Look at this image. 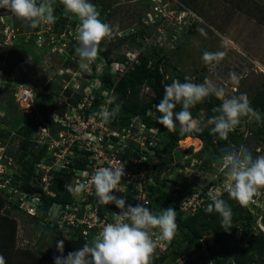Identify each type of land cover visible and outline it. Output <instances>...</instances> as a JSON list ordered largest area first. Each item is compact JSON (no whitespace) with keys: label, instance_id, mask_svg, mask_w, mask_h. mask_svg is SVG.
Wrapping results in <instances>:
<instances>
[{"label":"trees","instance_id":"obj_1","mask_svg":"<svg viewBox=\"0 0 264 264\" xmlns=\"http://www.w3.org/2000/svg\"><path fill=\"white\" fill-rule=\"evenodd\" d=\"M177 1L179 3V5H177L178 10H188L187 6H190L189 2L182 0ZM91 3L95 6L96 3L101 4L99 12L103 22H106V20L112 17V13L106 12L111 8L109 4H105L102 0H93ZM8 14H10L12 18H8L7 22L12 23L21 33L37 32L39 30V26L35 29L30 28L21 20L18 21L14 18L11 13ZM54 14L56 20L51 25L52 31L55 32L54 34L56 36L64 32L66 35H69L70 32H73L79 27V21L75 17L65 15L63 5L59 3V0H56ZM68 22L70 26H68ZM195 25V23H191L192 28ZM68 37L70 39L71 36L69 35ZM144 37H148V32L145 28L137 32L128 33V35L119 38V41L131 40L132 43L142 46ZM68 44L72 46L65 55L66 58L63 63L76 68L77 64L75 61L70 60L68 55L70 56L76 52L75 49L79 46V42L69 41ZM102 44L98 58L91 63L90 69L92 71L91 78L99 82V90L107 93L111 91L110 97H116L115 102L109 104L110 111L116 104L120 105L118 113L108 124L121 129L126 127L132 118L139 117L143 120L146 127L152 130V132H147L145 134L148 139L150 138L149 141L152 140V146L148 145V150L139 151L137 144L127 139V148L119 155L121 158L127 160L142 157L144 161L142 164L136 166V170L139 172L145 167L152 171L150 177L153 183L148 187V190L152 194L148 196L149 204L146 207L155 213L160 212L162 209H167L169 206L176 210V221L179 225L178 233L172 241H168L167 249H156V253L153 257V264H166L171 252L170 250L173 248L178 250L181 249V247L180 258L183 260L184 264H207L206 258L203 256V249L205 247L204 240L206 236L209 237L212 243L210 248H217V252L214 254L213 259L214 264H264V233L256 226L257 218L255 213L252 212L253 205L241 206L235 199L230 198L227 192L219 194V198L225 200L232 209V227L228 231H225L220 226L221 217L219 214L215 211L211 214L205 211L207 205L212 203V200L205 199L195 212L184 213L179 209L180 205L184 202V198L191 197L196 191L187 184H177V182H174V187L170 191L164 190L165 183H168L169 180L162 175L165 173L167 167L174 162L173 152L179 146V141L186 137H191L196 139L198 143H202L201 149L197 152L198 154L195 155L196 160H198L197 162H200L198 167L202 169L210 168L214 164L217 165L216 161L219 157L227 154L225 151L227 148L239 144L236 139L241 134L238 132L237 128L235 127L234 130L229 133L227 140L220 139L217 134L211 131V128L204 127L203 131L193 132L191 134L181 135L178 127L175 132H169L158 123L157 117L161 114L158 113L156 104L163 98L165 85L171 84L174 80H179L183 83L185 82L186 76L176 71L177 69L173 67L171 75L168 79H165V75L160 71L159 66L168 62L166 56L162 55L157 60H150V54H139L137 63L132 64L131 69L124 74L118 73L114 75L111 72L110 65L113 61L122 63L126 58L111 60L109 58L111 53L110 50L107 47L102 48ZM30 46H32L31 43H23L20 45V48H14L34 55L36 58L40 57L38 53L40 48L35 47L28 49ZM152 49L153 54H158L155 50V46H152ZM21 51H19V53H21ZM60 56L61 55L58 57ZM60 59H63L62 56ZM191 82L194 83L192 78ZM143 86H148L152 91V96H150L149 99L140 96ZM83 90V88L80 90L81 93ZM97 90L98 88L91 89L94 98L90 106L82 110L83 117L85 118L92 116L101 103V96L98 95L96 92ZM36 97L35 94V99ZM83 98L84 94L80 99L77 98L78 102L76 101V104H73L72 107L80 105L79 102H81ZM50 99L46 103L42 102V105L39 107V109L42 110V116L48 109L54 108L57 104L56 101L55 104H53L54 101ZM221 104L222 102L220 100L210 95L202 103L191 108L190 111L192 117L197 120L198 112L203 111L204 122L207 124L210 118L219 115V113L214 112L213 109L219 108ZM251 106L264 116V91L256 93L252 99ZM72 107H67L65 111L62 110L63 113L59 108L55 109V111L58 113L61 112L60 115L63 116ZM180 110L181 106L177 105L175 111ZM27 116L31 117L30 120H32V124H23L21 122L20 127L15 131V135L19 139V152H17L16 156H13V158L11 155L10 158L7 154H4L6 160L13 159L12 161L19 163L21 167L19 166L17 169H12L11 167L12 176L10 177V182L0 188V255L4 256L6 264H54V257L61 255L56 248V242L58 240H64L63 255L65 257L68 253L78 250L85 243H91L93 240H84L81 234L82 228H72L66 224L58 227L59 224L49 222L51 217L50 208L53 204L67 206L73 203L78 205L79 203L65 187L66 178L68 176L66 171L65 173L61 171L53 173L54 181L50 186L51 191L54 193L53 197L46 195L39 186L40 179L36 177L35 168L36 164L47 154V145L44 141L42 143L37 141L38 137L35 134L41 122L38 124L31 115ZM46 121H48L51 130L55 131L56 129L53 126L56 125L50 115ZM35 123L37 125H35ZM253 135L254 137L257 136L264 144V123L257 128V131L254 132ZM9 136V132L0 129V141L9 138ZM254 146V150L259 147L257 142ZM204 152L210 155L209 159H205L201 156ZM259 152L256 156L260 155ZM87 161V157L82 155L78 160H75L72 165H68L66 168H85L88 163ZM188 165L190 166V163H188ZM223 179L220 173L219 182L223 181ZM18 192L25 193L29 196L39 195L40 204L36 206L35 215H29L24 209L19 207V203L17 202L19 196ZM114 195H116V193H114ZM12 212H19L24 215L31 221L38 233L40 232L36 243L39 246L37 249L16 248L17 223L16 220L11 217ZM80 212L82 214L83 210L81 209ZM81 214H79L80 217ZM238 232H240L239 236H237Z\"/></svg>","mask_w":264,"mask_h":264},{"label":"rangeland","instance_id":"obj_2","mask_svg":"<svg viewBox=\"0 0 264 264\" xmlns=\"http://www.w3.org/2000/svg\"><path fill=\"white\" fill-rule=\"evenodd\" d=\"M92 1L90 0V3ZM102 1L111 7L106 12L112 13V17L106 20V23L119 26L114 39L102 44V48L107 47L110 50L109 58L111 60L136 59L138 54H150V60H157L160 56L165 55L168 62L161 65L164 75L170 76L173 67H175L176 71L191 77L194 83H203L207 78L217 87L225 90V98L245 93L252 104L256 93L264 91V0H182L189 2L190 6L187 8L192 12V15L189 12L186 14L176 13L179 3L176 2L177 0L172 1L173 16L164 21L165 25L161 28L162 33L145 25L144 17L148 13H145L148 11L145 5L146 0ZM100 5V3H96L98 11L101 9ZM8 13L10 12L0 8V129L10 133L9 138L0 141V185L6 179L7 162H10L4 158V154H7L8 157L11 155L13 158L19 152V139L16 137L15 131L20 127L21 122L32 124L31 117L27 115H31L38 124L43 122L49 125L46 121L49 115L52 119L55 118V115L57 118L60 117L62 110L65 111L67 107H72L73 104H76L77 98L80 99L83 94L88 93L89 87H98V81L91 78L92 71L88 72L87 80L82 81L79 73L70 72H79L82 68L80 65V68L78 66L75 68L63 63L65 55L72 46L70 44L58 46L59 41L53 38L46 41L43 35V42L38 51L40 57L37 58L25 51L15 49L16 47L20 48L23 43L26 44L22 35L5 44L3 23L8 18H12ZM13 17L16 18L14 15ZM191 23L196 25L192 28ZM143 25L147 28L148 37L142 40V46L132 43L131 40L119 41V38L128 35V33L143 30ZM68 26H70L69 22ZM165 30L167 38L161 42L162 47L160 48L162 49H158L160 44L155 45L158 54H153L151 44L157 43L156 40L163 37L162 34ZM169 37L171 38L169 39ZM28 43L32 44L28 49L38 47L33 37H30ZM205 51L222 52L224 55L211 63H205L202 59V54ZM59 55L63 59H60ZM67 69L70 70L67 71L70 75L65 73ZM231 72L237 76L235 81L229 76ZM20 86H29L37 96L33 103L34 107L30 109V112L32 111L30 114L20 109L14 101L13 90ZM82 88L84 90L81 93ZM213 96L223 102L221 98ZM48 98L54 101L53 104L55 101L57 104L42 116V110L39 107L42 102L46 103ZM58 108L61 110L59 113L55 111ZM203 114V111L197 114L201 126L204 128L214 127L204 122ZM261 117L260 121L241 119L240 124L236 126L241 135L236 139L239 144L234 146L238 149L243 145L252 152L254 158L259 151L260 155H264L263 142L253 135L257 128L264 123V116L261 115ZM36 123L35 125H37ZM35 134L38 136L37 131ZM256 142L259 147L254 150ZM201 147L202 143H198L194 138L190 142L185 139L180 141L179 146L173 152L174 162L167 167L164 173V177L169 180L168 183H165V191H170L174 187V182H177V184H187L197 194L208 192L211 197L215 196L218 190L225 192L223 181L219 182L220 173L217 165L214 164L205 169L198 167L200 162H197L195 155L198 154ZM201 156L209 159L210 155L204 152ZM11 162L12 169H17L20 166L15 161ZM187 162L190 163V166ZM254 200L252 212L257 218L256 226L264 233V189L258 191ZM11 217L17 223L16 248L37 249L39 246L36 243L40 232L38 233L31 221L21 213L12 212ZM239 235L240 232L237 233V236ZM204 246L203 256L206 258L207 264H214L213 259L217 248H210L212 243L208 236L204 240ZM181 250L182 247L178 250L171 249L166 264H179L182 260L180 258Z\"/></svg>","mask_w":264,"mask_h":264},{"label":"clouds","instance_id":"obj_3","mask_svg":"<svg viewBox=\"0 0 264 264\" xmlns=\"http://www.w3.org/2000/svg\"><path fill=\"white\" fill-rule=\"evenodd\" d=\"M171 2L169 3L170 10H172ZM59 3L63 5L65 15L75 17L79 21V46L75 51L80 59V66L86 68L98 58L101 44H106L114 39L119 26L103 22L100 18V12L94 4L90 3V0H59ZM164 3L166 0H146L145 3L148 8V11L145 12L148 13L144 17L145 25L154 28L155 31L158 30L160 33H162L161 28L165 25L163 22L165 18L161 17L164 11ZM55 4L56 0H0V8L7 10L33 29L42 24L55 22ZM154 7H157L161 12L155 11ZM181 11L188 10L177 9L176 13H182ZM5 23L8 22H4L3 26ZM146 26L144 28L147 30ZM165 34L167 35L166 30L162 34L163 37L156 40L158 44L153 43L151 45L160 44L158 47H162L161 42L167 38ZM145 38L147 37L143 39L145 40ZM138 55L136 59L124 61L130 65V67L128 65V70L131 69L132 64L137 63ZM223 55L222 52L205 51L202 54V59L205 63H211ZM112 64L119 63L113 62ZM229 76L233 81L237 79L234 72L229 73ZM89 88L90 90L98 88L96 92L101 96L100 104L105 103V99H108L109 104L116 100L115 96L110 97L111 91L109 93L104 92L99 90L97 86ZM149 92H152L149 87L143 86L140 96L149 99L152 96ZM210 95H215L223 101L219 108L213 109L219 115L213 116L207 121V125L214 126L211 131L217 134L220 139L227 140L229 133L240 124L241 119L260 121L262 118L261 114L251 106L247 94L241 93L239 96L225 98V90L217 87L207 78L203 83H193L191 78L186 76L183 83L174 80L171 84L165 85L163 98L156 104V109L161 114L157 117L158 123L169 132H175L178 127L181 135L203 131L201 122L192 117L190 109L202 103ZM109 104L108 110L105 109L94 114L100 116L103 123L106 124L109 131L107 139H111L116 146L118 134L127 130L132 124L138 140H140V142H133L137 144L139 151L148 150L150 138L148 139L145 134L152 132V130L148 129L139 117L132 118L127 126L121 129L110 126L108 123L118 113L120 105L116 104L110 111ZM177 105L181 106L180 111H175ZM141 123H143V127L140 126ZM44 130L41 129V131ZM126 148L127 144L121 153ZM225 151L227 154L219 157L216 161L218 172L224 178L223 189L230 198L235 199L241 206H248L249 204L254 206V196L259 190L264 189V155L254 158L252 152L243 145L238 149L235 146H230ZM124 175V167L109 166L95 169L90 183L94 186L98 202L103 205L115 204L120 212H114L113 222L107 223L103 227L98 238L91 243H85L78 250L68 253L66 257L63 255L64 240H58L56 248L61 255L54 257V264H153V257L157 249L156 239L170 242L175 238L179 229L176 221V210L169 206L167 209L155 213L145 206L146 202L136 206H126L125 199L120 198L121 188L119 187ZM162 176L164 177V174ZM65 187L74 197H79L86 191L87 184L77 181L71 182ZM111 193H116L119 198ZM222 193L218 190L213 197L205 196V199L212 200L205 211L209 214L213 211L218 213L221 217L220 226L228 231L232 227V209L225 200L219 198V194ZM0 264H6L3 255H0Z\"/></svg>","mask_w":264,"mask_h":264},{"label":"built area","instance_id":"obj_4","mask_svg":"<svg viewBox=\"0 0 264 264\" xmlns=\"http://www.w3.org/2000/svg\"><path fill=\"white\" fill-rule=\"evenodd\" d=\"M170 1L176 0H166V3H164V11L161 17L165 18V20L171 19L173 16V10L171 11L169 9ZM176 2L178 3V1ZM157 9V7H154L155 11L161 12V10ZM181 12L184 14L189 12V14L192 15L190 11ZM165 20H163V22ZM150 21L152 20L150 19ZM78 30L79 27L73 32H70L69 35L71 37L69 39V35H66L65 32L56 36L54 34L55 32L52 31L51 24L40 25L37 32L21 33L18 28H15L12 25V23H5L3 28V41L6 44L10 41H14L18 36L22 35L26 43H28L30 37H33L36 45L38 44L37 46H40L39 48H41L44 35L46 41L53 38L59 41L57 44L58 46L61 44L66 46L69 41L78 42ZM68 58L75 61L78 68H80V59L76 52L70 56L68 55ZM128 65V62L112 64L111 72L114 75L118 73L124 74L128 70ZM90 66L91 63L86 68H80L79 72L67 69L65 70V73L69 74L67 71H70L73 74L79 73L82 77V81H86V76L88 75V72L91 71ZM159 68L160 71L163 72L161 70V66ZM165 79H168V76L165 75ZM13 91V98L18 107L24 110V112L30 113V109L35 105L33 104L35 98L34 91L29 86H20ZM93 98L94 96L92 92L88 90V93L84 94V98L79 103L80 105L72 107L63 116L60 115V117L57 118L55 115V118L53 119L54 124L56 125L53 126L56 129L55 131L51 130L50 125L41 122L38 126L39 135L37 141L40 143L43 141L45 142L47 145V154L36 164L35 168L36 177L40 179L39 186L48 196H54L50 186L54 181L53 173L57 171H61L63 173L66 171L68 174L66 178V185L77 181L87 184L86 191L81 196L75 197V200L79 203L78 205H75L74 203L67 206H63L62 204H53L50 208L51 217L49 219V222L59 224L58 227L66 224L72 228H82L81 234L84 240H95L98 238L103 227L107 223L113 222L112 217L114 212H120V209L117 208L115 204L103 205L98 202L94 186L90 183L91 176L94 174L95 169L109 166L124 167L125 175L123 176L119 187L121 188L120 197L125 199L126 206H136L137 204H143L144 202H146L145 206H148V196L152 194L148 190V187L153 183L150 177L152 171L146 169L144 166L142 171L138 172L136 170V166L142 164L144 161L142 157L127 160L121 158L119 155L126 146L125 140L128 139L140 142L135 130L133 129V125L130 124L127 130L118 134L119 137L115 146L111 139H107L109 131L106 124L103 123L100 116L94 115L95 113L102 112L105 109L108 110V99H105V103L100 104L97 107L92 116L89 118L83 117L82 110L90 106ZM140 126L143 127V123H141ZM41 129L45 130L41 132ZM53 132L54 135H52ZM140 144L143 145L142 143ZM148 145L152 146V140L148 141ZM82 155L88 159V163L85 168H66L68 165H72L74 161L78 160ZM8 161H10L7 162L6 168L8 174H6V179L1 182L0 188L8 184L10 182V177L12 176V160L8 159ZM153 173L156 174L155 172ZM111 194L114 195L113 193ZM18 195L17 202L19 203V207L24 209L27 214L32 216L35 215L36 206L40 204L39 195L29 196L25 193L19 192ZM205 196H209L208 192L205 194L195 193L189 198H184V202L180 205L179 209L184 213H193L201 206V203L205 201ZM81 209L83 210L82 214L80 212ZM79 214H81V217ZM156 243L158 249L160 248L161 250H164L168 247V241L156 239ZM179 264H184L183 260H181Z\"/></svg>","mask_w":264,"mask_h":264},{"label":"bare ground","instance_id":"obj_5","mask_svg":"<svg viewBox=\"0 0 264 264\" xmlns=\"http://www.w3.org/2000/svg\"><path fill=\"white\" fill-rule=\"evenodd\" d=\"M191 139H193V138H191V137H187V138H185V140H186L187 142H190Z\"/></svg>","mask_w":264,"mask_h":264},{"label":"water","instance_id":"obj_6","mask_svg":"<svg viewBox=\"0 0 264 264\" xmlns=\"http://www.w3.org/2000/svg\"><path fill=\"white\" fill-rule=\"evenodd\" d=\"M187 138V137H186Z\"/></svg>","mask_w":264,"mask_h":264}]
</instances>
